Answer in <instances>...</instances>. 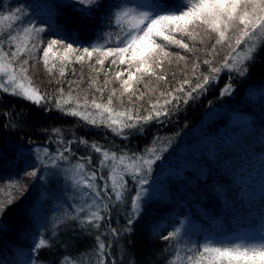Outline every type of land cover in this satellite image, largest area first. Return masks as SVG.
<instances>
[{
    "label": "snow or ice",
    "instance_id": "obj_1",
    "mask_svg": "<svg viewBox=\"0 0 264 264\" xmlns=\"http://www.w3.org/2000/svg\"><path fill=\"white\" fill-rule=\"evenodd\" d=\"M62 8L79 13L87 22L94 37L87 45L81 43L78 32L57 22ZM262 51L264 0H61L51 5L0 0V93L23 99L45 112L78 118L85 127L123 140L142 134L150 124L173 122L218 85L222 73H227L228 80L219 91L221 98L240 96L239 87L247 89L249 96L259 91L264 102V85L249 83L250 69ZM40 64L46 80L36 71ZM76 64L81 66L80 73ZM85 64L90 76L88 91L81 94ZM66 70L78 79H67ZM146 80L154 81L156 87L149 88ZM11 114L3 113L6 118ZM4 127L22 131L23 122L9 120ZM77 145L99 154L98 163L94 164L91 153L78 156ZM172 146L171 138L154 136L150 146L140 152L110 151L83 137L65 138L60 127L51 129L43 145L31 139L26 145L17 142L13 160L24 161L22 176L39 178L45 190V181L57 185L63 180L72 190L68 200L74 201L58 208L51 220L46 218L51 209L33 202L27 215L29 227L36 230H24L33 242L23 264H84L78 260L83 253L72 243L81 236L89 241L85 247L94 250L91 264H137L128 257L142 234L143 218L157 202L159 193L154 185L163 181H158L155 173ZM5 155L6 150L0 149V160ZM211 180L209 165L206 178L197 184L202 188ZM10 186L16 195L0 201V233L8 227L5 213L27 192L21 180L12 181ZM191 190L195 188L186 189ZM215 191L221 198L232 196L225 186ZM174 192L181 190L173 187L165 193L169 201ZM49 195L50 200H59L63 193L56 190ZM181 197L186 195L181 193ZM241 211L247 210L228 198L225 212L240 229L231 237L208 233L197 243L185 229L187 217L166 234L157 231L159 239L167 242L161 255L171 254L164 264H264V225L255 219L249 223L246 216L239 215ZM257 224L259 227H254ZM61 229L76 233L66 242L59 241L65 253H72L71 259L56 255ZM0 264L15 262L0 253Z\"/></svg>",
    "mask_w": 264,
    "mask_h": 264
},
{
    "label": "trees",
    "instance_id": "obj_2",
    "mask_svg": "<svg viewBox=\"0 0 264 264\" xmlns=\"http://www.w3.org/2000/svg\"><path fill=\"white\" fill-rule=\"evenodd\" d=\"M7 2L11 4L13 0H7ZM60 2L61 0H49L48 2L41 0L40 5ZM57 22L66 25L69 31L78 32V38L82 44L87 45L90 40L94 39L91 28L77 12L62 8ZM217 58L219 60L220 57ZM74 67L77 73L81 72L78 65ZM174 70L178 71L169 69V72ZM36 71L40 79L48 78L42 64L37 66ZM89 72L88 67L83 69V92L88 91ZM66 78L78 79L68 70H66ZM179 78L178 74L177 79ZM99 79L103 81L101 76ZM227 80V73H222L219 84L213 86L208 94L198 102L191 103L185 111L180 112L173 122L163 125L150 124L142 134H135L127 140L116 137L110 132L105 135V131L91 126L85 127L82 122L78 121V118L63 116L57 111L45 112L42 108L23 99L0 93V149L6 150L4 159L0 160V201L7 199L10 194L16 195L10 186L12 181L21 180L27 187L24 198L18 199L4 215L8 227L0 233V245H2L0 253L3 256L5 252L11 253L15 259L18 249L27 248L31 244L32 235H27L24 230L27 228L29 232L34 233L36 229L34 226L29 227L27 212L33 202L42 200L40 197L37 199V196L38 192L41 196L44 190L39 178L33 180L22 176L25 164L19 159L13 160L14 146L17 142L26 145L30 139L37 145H43L47 142L53 127H60L65 138L83 137L90 143L95 141L108 147L110 151L126 149L130 153L140 152L146 146H150L154 136L173 140L172 148L165 154L166 159L159 165L156 172L164 171L169 166L175 168L174 175H166L164 178L156 177L158 181H163L162 184L154 185L159 193L157 202L151 206L148 215L143 218L142 234L137 238V246L132 249L128 257L135 259L137 264H142L148 259H151L152 264H164L165 259L171 254L161 255L167 242L161 241L156 232L158 231L160 235L166 234L167 231L172 230V225L179 226V221L185 220L186 217L187 221L193 223V226H188L185 222V229L191 235V239L197 243H201L202 236L214 228H217L218 233L222 231L223 234L229 236L237 229V226L234 225L236 221H231V217L225 212L228 198L238 207L247 210L241 211L239 215L246 216L249 223L253 219L260 221L264 208V102L261 100L259 91L249 96L247 89L241 90L239 87L240 96L221 98L219 91ZM35 82L39 83V80ZM233 83L239 84L238 80H234ZM249 83L257 87L264 85V51L259 54L250 69ZM65 92H67V85H65ZM209 101L212 103L210 104ZM7 112L12 114L6 118L3 113ZM235 114L246 115L250 118L251 127L249 125L248 131L247 129L239 130V124L231 122ZM202 119L205 120L203 125ZM9 120L12 123L23 122V130L5 128L4 125ZM74 147L77 155L83 156L91 153L94 164L98 163L99 154L93 153L90 148H85L83 145ZM25 153L27 154V149ZM187 164L188 167L184 169ZM209 165H211L212 180L201 188L197 181H203L206 178ZM198 169H203L204 172L198 174ZM175 175L181 177L176 178ZM182 180H188L191 183L185 185ZM222 186H225V190L230 189L232 196L229 194L228 198H221L215 188ZM173 187L179 188L186 198H182L181 193L174 192L172 200L169 201L165 193ZM190 187L195 190L186 191ZM196 192H201V195L197 196ZM48 202L44 201L43 207L45 210L51 209L47 214L49 218L53 208L50 204L47 206ZM113 214V226L115 227L117 226L116 213L113 212ZM120 224H123L122 219ZM157 225L160 226L158 229ZM199 229V233L196 232ZM45 235L47 237L49 233ZM75 235L76 233H65L61 229L56 238L57 257L68 255L70 259L72 258V253H65L64 244L59 241L66 242L70 236L75 237ZM72 243H75L83 253L78 256V260H82L84 264H91L94 259V250L85 247L89 241L81 236L78 240L73 239ZM47 259H54V257H47Z\"/></svg>",
    "mask_w": 264,
    "mask_h": 264
},
{
    "label": "rangeland",
    "instance_id": "obj_3",
    "mask_svg": "<svg viewBox=\"0 0 264 264\" xmlns=\"http://www.w3.org/2000/svg\"><path fill=\"white\" fill-rule=\"evenodd\" d=\"M40 1L41 0H28V2L29 3H35V4H37V5H40ZM46 2H48L49 0H45ZM42 11H43V9H42ZM220 59V58H219ZM217 60H218V58H217ZM76 65H78L80 68H81V66L79 65V64H76ZM75 65V66H76ZM85 67H88V65L87 64H85L84 65V67H83V69H85ZM106 67H107V63H106ZM89 68V67H88ZM90 73V72H89ZM89 73H87V74H89ZM101 78H102V80L104 79V77H103V75H101ZM145 83L146 84H148V87L149 88H153V87H156L155 86V82H153V81H151V80H146L145 81ZM114 86V85H113ZM141 87V89L143 90V85H141L140 86ZM81 94H83V90L81 91ZM204 122H205V120L204 119H202V121H201V123H202V125L204 124ZM232 123H234V124H239L238 126H240V128H238L239 130H246L247 129V131L249 130L248 128H250L249 127V125H250V122H251V120H250V118H248L246 115H241V114H235L234 115V117H233V120L231 121ZM232 131H233V129H232ZM91 150V149H90ZM93 155V154H92ZM79 156V155H78ZM81 156V155H80ZM186 167H188V164L186 165V166H184V169L186 168ZM174 171H175V168H171V167H169V166H167V168L164 170V171H160V172H156L155 173V175H156V177H159V178H164L166 175H174ZM193 171L195 172V168H193ZM105 172H107V169H105ZM202 173V172H204V170L203 169H198L197 170V173L199 174V173ZM174 177H181L180 175H175ZM45 183L48 185V190H50V191H56V190H59L60 192H62L63 193V195H62V197H61V199H59V200H57V199H51L50 200V195H49V191L48 190H43L42 191V193H41V196H40V198L42 199L41 201L40 200H38L36 203L37 204H39L41 207H43V204H44V201H45V203L47 202V201H49L48 202V204H47V206L50 204V206L53 208V210H52V215L48 218V217H46L48 220H51L52 219V217L53 216H55V215H57L58 213H57V209L58 208H60L62 205H64V204H66V203H69V202H74V201H69L68 200V198L69 197H71L72 196V190H71V188L69 187V186H67L66 185V182H64L63 180H61L60 181V183L59 184H57V185H53L52 183H51V181H45ZM48 197V198H47ZM44 208V207H43ZM114 215V214H113ZM262 217H264V208H263V212H262V216H261V218H260V223L262 224V225H264V219H262ZM188 224V226H193V223H191V222H189V221H187L186 220V225ZM254 227H259V224H257V225H255ZM41 230H43V229H41ZM240 229H235V231H239ZM199 231H200V229L199 230H197L196 232H198L199 233ZM208 233H215V234H217V235H224V236H226L225 234H223V232L222 231H220L219 233L217 232V228H214L213 230H210L209 232H207V234ZM232 234V233H231ZM231 234L229 235V236H227V237H231ZM206 235V234H205ZM32 237V236H31ZM202 238H203V236H202ZM33 242V239H30V243H32ZM24 249V250H23ZM21 248V249H18L16 252H18L17 253V256H16V258L15 259H13V257H12V255L13 254H11V253H7V252H5L4 253V258L5 259H12V260H14V262H15V264H23V261L24 260H26V258H27V253H28V251H29V248L27 247V248ZM14 251V252H15Z\"/></svg>",
    "mask_w": 264,
    "mask_h": 264
}]
</instances>
